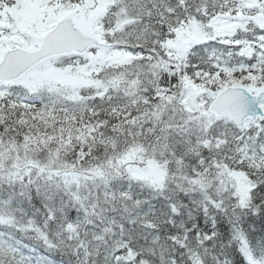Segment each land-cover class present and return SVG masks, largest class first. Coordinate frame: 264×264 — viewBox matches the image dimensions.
<instances>
[{
  "label": "trees",
  "instance_id": "trees-1",
  "mask_svg": "<svg viewBox=\"0 0 264 264\" xmlns=\"http://www.w3.org/2000/svg\"><path fill=\"white\" fill-rule=\"evenodd\" d=\"M128 1V0H127ZM176 1V0H174ZM187 4V3H186ZM187 11L191 8L189 4L185 5ZM152 14L144 15L145 20L149 21L153 19L151 18ZM155 17V16H154ZM108 22L103 20L101 22V28L103 30L109 29L107 27ZM155 32H159V28H154ZM147 66V63H143ZM203 71V68H200L195 61L188 60L187 61V71L188 74H192V72ZM125 101L121 96L115 95L110 97L106 102H97L93 107L84 110L82 113L79 111H70L62 109V102H56L51 105L46 111L42 106L40 116L37 113L32 112L29 116L25 115L21 112V109L16 106L11 108V112H6L5 104L0 100V144L4 145L5 148H2L3 152L11 151L14 155L16 152H25L33 154V157L41 164V167H46L45 163H47V159L53 158V160L67 163L70 166H74L76 169H88L91 165V160L93 162L94 158L99 160L100 164L104 166V168H110L112 164H114L120 156L124 155L125 151L129 149L130 145L134 143L135 140H130L126 142L127 138H131L130 136H134L138 134L140 144L147 145H166V148H159L162 155L168 154L171 151H174L176 148H184L189 144L190 139L185 138L182 135H178L175 132L173 133V137L168 135L160 136L158 139L151 141V135L158 130L163 121L162 113L160 111L159 105L156 103L155 99L152 100L148 98L142 91L141 94L138 93L135 97H133L130 101ZM83 109V108H81ZM79 109V110H81ZM29 112L28 110L24 109ZM26 116V117H25ZM29 120L30 123L23 122L21 125H18L22 120ZM18 121V122H13ZM81 123V124H80ZM55 124V126L53 125ZM78 130H85L84 137L85 141L89 144L90 152L88 153V147L82 145L80 140L78 142L72 143L70 145H63V141L65 137H68L63 132L69 131L71 136L69 138L72 139V142L75 138L76 132ZM56 136H60L57 137ZM82 136V135H81ZM100 137V138H99ZM101 138L105 140L100 142ZM118 138V140H116ZM115 139V140H114ZM28 142L26 145H31V148H18V143ZM108 140V142H107ZM84 142V141H83ZM117 142V143H115ZM9 147V148H6ZM144 146L142 149H146ZM66 148H70V155L66 157L63 150H67ZM155 148H149V151H153ZM68 151V150H67ZM193 154V152H191ZM53 155V156H52ZM174 155L182 156L179 153H175ZM186 157V155H184ZM255 155L249 153L248 161L240 163V167H244L246 172L251 173V179L255 182L261 181L264 182V170L256 168V161L253 160ZM98 158H103L104 160H100ZM183 159V158H182ZM62 160V161H61ZM65 160V161H64ZM235 159L231 160V164ZM253 160V161H252ZM63 163L59 165L57 170L63 169ZM66 164V163H65ZM169 169H173L174 163L173 161H168ZM194 163L190 162L185 172L186 174L193 173L192 169ZM228 165H230L228 163ZM67 166V165H66ZM95 166V165H94ZM193 166V167H192ZM62 168V169H61ZM233 168L241 170L237 166H233ZM55 169V168H54ZM174 173L183 172V169H178L177 167L173 169ZM262 177V178H260ZM129 186H131L129 189ZM168 189V187H167ZM141 191L138 185L131 184L127 186V190L121 192V198L118 200H109L108 202L102 203L101 201L95 200L96 206L99 208H109L111 205L115 206L117 209L123 210L121 215H114L111 217L110 221L114 226L115 235L120 241L123 243L120 245L119 251H115L114 248H99L96 249L92 247L88 242L86 244H82L83 247L80 248L79 244H75L72 241V244H69V247L66 248L65 253H68L69 256L65 257V260L68 261V264H139V259H137V255L141 257L145 264H186L185 258L181 252L178 251L177 247L172 243L165 242L162 238L154 241H149L148 244L140 243L135 240L136 237L140 234L138 231V227H133L132 229L127 227V223L129 219H135L138 217H143V213H138L134 216L128 217L129 209H132L133 205L142 202V199L138 197V192ZM144 191V190H143ZM58 190L50 191L46 196L41 197L40 199L50 198L52 193L57 195ZM130 194L133 199L129 198V202L125 205V210L122 209L121 203L126 198L127 194ZM17 194L16 191H5L1 196V200L7 199L9 197H14L13 195ZM193 197H195L193 195ZM195 199V198H194ZM193 199V200H194ZM12 202L14 199H10ZM85 200L84 202H86ZM49 207H46L42 204V202L37 201L32 204L34 208L39 210L40 212L46 211L53 215L54 217H58L57 223H61L63 219L71 220L74 217L78 216L75 214L74 208L72 204H68L65 202V195H60V200L54 201L52 199H47ZM176 203V202H175ZM188 205V203L183 202ZM229 202L226 200L223 203V215L217 214L216 219L218 223L221 225H225L228 229L233 233V238L230 240L229 237L224 236L223 242L221 240L216 242V246H213L218 249V254L220 258H223V254L229 251V249L233 250L235 242L237 240L236 237L239 236L242 227V218L238 216H234V213H229L227 211V207ZM177 210L179 209L178 204L176 203ZM93 205H87L84 208L90 209ZM95 210H93L94 212ZM102 211V210H101ZM159 211V209H157ZM94 215V213H91ZM48 215V214H47ZM159 216V215H158ZM48 216H46L47 218ZM115 221L114 219H118ZM185 215L178 213L177 217H175L174 221V230L175 235H182L184 230H190L191 227H187L183 225L185 223V219L183 218ZM149 218L154 223V227L156 229L155 236L159 233H162L161 236L167 239L169 233L168 229L170 227V223L167 218L163 217V223L158 220L156 216L150 215ZM162 218V217H161ZM183 218V219H181ZM78 220L83 224L84 216L83 214H79ZM51 221V220H50ZM141 222H136L135 224H139ZM42 227H47L45 223L42 224ZM121 230H118V229ZM86 231H89L87 227H85ZM191 231V230H190ZM190 235L192 238H195L191 232ZM125 241V242H124ZM2 240L0 239V264H20L19 256L10 250H6L5 247L1 244ZM188 247H191V250L195 252L197 255L206 254L205 247H199L198 249L193 248L195 246L193 244H189L185 242ZM213 258L217 257V250H213ZM55 255H52V261L54 262L58 258H63V256L57 252H54ZM118 254V255H117ZM133 255V261L125 262L123 258H126V255ZM87 255V257H85ZM117 256H120V260H115ZM188 261V260H187ZM191 264H197L195 260H190ZM202 261V260H201ZM86 262V263H85ZM51 264V263H50Z\"/></svg>",
  "mask_w": 264,
  "mask_h": 264
},
{
  "label": "rangeland",
  "instance_id": "rangeland-1",
  "mask_svg": "<svg viewBox=\"0 0 264 264\" xmlns=\"http://www.w3.org/2000/svg\"><path fill=\"white\" fill-rule=\"evenodd\" d=\"M4 15L6 19L11 22L8 26V30L2 32V36L4 37L3 42L4 45L6 46L10 43H14L11 37L16 36L19 32H21L23 28L26 27L27 23L31 21V17L25 11L23 10L21 11L19 8L6 11ZM187 44H188V38L184 36L183 38H179L176 42L172 44V50L174 52L182 53L185 50ZM94 57L95 58L104 57L108 62L112 61V59L115 58L114 55L108 54L107 52H96L94 54ZM72 60L73 59H69L65 61H51L49 63H45L40 68L29 73L26 77H24L21 81H19V83L24 85L26 88L34 91L39 90V88L43 86H48L49 88L56 87L57 90H60L65 96H67L70 100H72V102H75L79 99V94L83 89L85 90L91 89L97 94L103 95L106 90V85H103L102 83L99 82L91 81L89 80V78H86L88 75L92 73V70H99L100 67L94 68L92 66L90 67L89 70L84 71L83 69H81V66H76L80 64V62L72 61ZM13 122H18V121H13ZM22 123L23 122L21 121L20 123H18V125H21ZM84 131L85 130H78L75 135V138L76 137L77 138L74 139L73 142L72 139L69 138L70 137L69 135H71L69 134L68 137L64 138L62 144L70 145L72 143L78 142L77 140H80L79 143L88 147L89 144L85 141V137L83 134ZM163 135H168L170 137H173V133L168 129L164 130ZM57 137L60 136H56V138ZM103 140L105 139L101 138L100 141ZM116 140H118V138H116ZM21 141H22L21 145H26L28 143L25 142L24 140ZM66 149L68 151L64 149L63 152L66 157H69L71 153L70 148H66ZM89 150L90 148L88 147V153L90 152ZM225 157L226 156H221V159ZM48 158L49 160L47 162V167H46L47 170H51L52 168H56V166L60 165L57 161L53 160V158L50 157ZM136 158L137 155H132L131 157L125 156L124 159H121L119 161V164L123 168V170H125V168L128 166L129 161L131 162L138 161L136 160ZM23 162L26 163L25 161ZM16 164L18 166H14L7 170L10 173L5 174L6 176L4 178H7V180H10L12 182L14 181L21 182L22 179L20 178V173L22 172L21 170L20 171L17 170L21 166L22 162H17ZM150 166L151 168L146 174L142 172L140 167L139 168L135 167V169L133 170V174H131V178L139 181L150 182L152 185L159 186V184L164 181L165 169L163 168V166H159V165L156 166L150 165ZM182 176L185 177V174H180V178H183ZM59 181L62 185H67L69 183V186L76 183L75 179L72 177L68 179L61 178ZM224 182L231 186V190L234 193V195L239 199L240 204L242 206H247L249 202L248 199L249 191L252 187L251 183L248 182L247 179L243 177L242 174L239 175L236 173L227 174L224 178ZM229 207L232 208V205H230ZM11 223L14 224V222ZM97 227L98 228L96 232H99L104 228V227L103 228L100 227L99 225H97ZM130 233H134V232L131 231ZM45 243H47V241H45Z\"/></svg>",
  "mask_w": 264,
  "mask_h": 264
},
{
  "label": "water",
  "instance_id": "water-1",
  "mask_svg": "<svg viewBox=\"0 0 264 264\" xmlns=\"http://www.w3.org/2000/svg\"><path fill=\"white\" fill-rule=\"evenodd\" d=\"M93 21L94 18L85 20L77 15L69 16L44 38L40 50L23 49L5 54L0 62V81L16 79L33 66L53 56L83 54L90 46L100 47L92 36ZM233 94L238 95V100L231 115L226 112V106ZM262 107H264V90L252 97L242 90H225L212 102L210 111L218 117L229 119L230 116L235 117L236 123L240 124L242 117L255 119L257 116H262Z\"/></svg>",
  "mask_w": 264,
  "mask_h": 264
},
{
  "label": "bare ground",
  "instance_id": "bare-ground-1",
  "mask_svg": "<svg viewBox=\"0 0 264 264\" xmlns=\"http://www.w3.org/2000/svg\"><path fill=\"white\" fill-rule=\"evenodd\" d=\"M225 196L227 197V201L228 202H233L235 203V207L238 208L239 206L236 204V200H235V195L234 193L230 190L227 189L225 191ZM203 209L202 212L207 215V213H210L211 211L215 210V207H213L212 201L211 199H209L206 203H204V205L202 206ZM158 215L160 217H165L167 218L166 220L171 221V225L168 229V237L169 239H175V230H174V221H175V217H176V213H181L182 215H185V223L187 225V227H191V226H195L196 230H197V236L195 238H192L190 235V230H184L183 235L185 238V242L189 243V244H193V245H199L200 241H204L206 239H212L213 236H215L216 234L218 235H224L225 237H229V239L231 240L233 238V233H231V231L228 229V227H226L224 224L221 225L220 223L217 222V220L213 219V228L211 229L210 232H204L201 230L199 224L197 223L198 221V213L196 211V208L194 207H184V208H180L178 210L173 211V213H168L164 210H159ZM136 222H151V219L149 217H138L135 218L131 221V223H136Z\"/></svg>",
  "mask_w": 264,
  "mask_h": 264
}]
</instances>
